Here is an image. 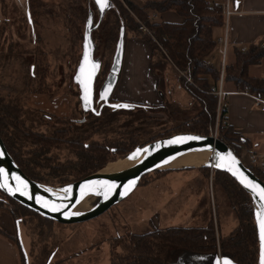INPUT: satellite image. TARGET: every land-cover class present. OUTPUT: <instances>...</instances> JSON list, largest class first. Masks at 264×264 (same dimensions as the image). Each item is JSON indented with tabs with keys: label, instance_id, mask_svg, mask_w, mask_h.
<instances>
[{
	"label": "trees",
	"instance_id": "16d2710c",
	"mask_svg": "<svg viewBox=\"0 0 264 264\" xmlns=\"http://www.w3.org/2000/svg\"><path fill=\"white\" fill-rule=\"evenodd\" d=\"M89 1L95 5L93 0ZM208 1H211V4H208ZM109 2L110 7L103 12L100 27L91 30L93 58L99 62L92 86L93 108L83 113L79 120L29 109L16 98L0 94V137L20 169L30 179L39 183L59 185L77 182L138 146L133 142L137 130L134 125L157 124L162 115L167 114L173 119L183 112L177 104L167 101L164 97L159 103L118 100L111 97L112 93L107 102L100 99V91L110 72L121 30L123 47L129 36L141 38L150 46V69L161 96L165 91V71L167 68L175 69L182 89L200 106V112L192 120L176 124L174 128L160 132L156 137L186 132L212 134L217 98L209 87L218 81L220 67H216L210 61V56L217 46L214 31L223 25L220 3L217 0H145L141 3L133 0H109ZM28 4V12L30 11L28 16L32 17L34 13L31 12L33 9L31 0H28ZM8 6V0H0L1 14L6 13ZM87 9L84 10V21L88 18ZM167 10L176 11L183 17V21L176 23L150 19L151 16ZM134 16L155 35L164 51L160 50L147 34L140 31L139 22ZM26 20L24 19V22ZM2 21L0 69L18 62L26 68V85H31L35 79L38 81L39 89L44 88L47 67L41 51L30 52L19 48L5 35L6 18ZM234 52V65H225L224 83H232L237 90L245 88L253 95H264V76L251 77L247 72L250 65L259 63L264 57V48L251 44L244 52L237 49ZM119 76L120 71L118 79ZM72 80V83L77 85L73 78ZM110 103H126L131 107L117 108ZM226 112L225 107L222 120L225 119ZM123 116L125 122L122 124ZM115 125L117 135L114 137L102 141L94 138L95 135L104 133ZM119 128L124 130V135L123 131L118 135ZM219 128L221 130L219 139L234 149L237 155V151L242 148L240 143L243 137L233 132L227 122L220 124ZM248 167L264 181V172L256 166ZM197 168L207 170L209 166ZM213 169L215 183L223 189L237 219L236 226L228 234L220 236L218 232L216 233L219 236L218 245L212 222L205 226H174L144 234H126L111 242L110 264H177L179 256L184 251L209 253L218 247L237 264H257L258 240L250 200L229 171ZM149 174L151 173L143 175L139 183ZM0 209H5L9 213L16 227V233L12 234L0 226V235L17 248L21 264H28L17 228L25 217H30L33 223L31 228L29 227L30 236H37L38 241L42 242L50 238L52 224L55 221L21 205L1 190ZM35 242V239L30 241L28 253L31 258L30 264H46L54 248L31 256Z\"/></svg>",
	"mask_w": 264,
	"mask_h": 264
},
{
	"label": "rangeland",
	"instance_id": "374dc122",
	"mask_svg": "<svg viewBox=\"0 0 264 264\" xmlns=\"http://www.w3.org/2000/svg\"><path fill=\"white\" fill-rule=\"evenodd\" d=\"M8 3L6 13L0 12V22L4 18L7 20L5 35L21 49L29 51L37 46L47 67V77L45 87L42 89H39L38 81L35 79L28 86L26 85V68L18 62H13L0 69V94L16 98L29 109L79 120L83 113L93 108V104L91 107L88 104L89 99L87 101L85 98L81 99L80 91L83 96L84 88L81 83L79 85V81L77 82L79 88L73 84L72 78L74 79L85 48L87 21H84V10L88 8V15L92 19V29H98L103 21L96 4L93 5L89 0H31L33 8L31 12L34 14L29 18L28 0H8ZM163 13L165 21L176 23L183 21V17L174 10ZM23 18L27 20L24 22ZM129 38L126 45L127 51L124 47L121 57L120 76H132V66H138L139 76L146 77L147 73H150L148 63H143L147 55V42L141 38L131 37L140 40L143 44L139 45L142 48L138 49L140 55L138 64L133 60L132 52L128 53ZM133 48L135 47L132 45ZM210 61L219 68V55L210 57ZM177 75L178 72L175 69L167 68L165 71L167 89L164 93L167 91L172 102L177 104L183 112L180 116H174L173 119L167 114L162 115L157 124L134 125L133 127L137 130L133 142L138 146L161 138L156 137L160 132L169 131L176 124L192 120L200 112V106L180 86ZM213 86L211 84L209 87L210 91ZM105 89L107 84L103 87L101 94ZM118 91L120 92L116 96L118 100L143 101L139 97H132V93H128L129 88L125 82L119 86ZM164 93L162 97H165ZM110 96L104 99L100 96V99L107 102ZM111 97L114 98L113 94ZM124 120L123 116L122 124ZM217 128L215 132L214 121L212 135L219 138L221 136L219 125ZM119 129L118 135H121L122 131L124 135V130ZM116 130L117 125L104 133L95 135L94 138L100 141L112 138L117 135ZM240 151H237L238 156ZM123 156V154L119 155L105 166L115 163ZM213 168L215 167L209 166L207 170L197 167L168 168L146 175L126 198L113 204L102 214L74 224L53 223L51 236L46 241L41 242L38 241L37 236H30L29 227L31 228L33 223L30 217H25L23 223L17 228V233L21 247L27 254V263L30 264L31 260L28 255L31 239L36 240L31 256L54 248L46 264H110L111 242L126 234H144L174 226H205L210 222L213 224L218 245L219 236L216 233L218 232L220 236L226 235V230L236 226L237 219L223 189L215 183ZM1 223H7L12 228V234L16 233L15 222L5 209H0ZM216 251L222 253L219 247ZM177 264H181V260L178 259Z\"/></svg>",
	"mask_w": 264,
	"mask_h": 264
},
{
	"label": "water",
	"instance_id": "95a60500",
	"mask_svg": "<svg viewBox=\"0 0 264 264\" xmlns=\"http://www.w3.org/2000/svg\"><path fill=\"white\" fill-rule=\"evenodd\" d=\"M97 6L99 16L102 17L103 12H101L99 6L96 3V0H93ZM110 3V2H109ZM91 19V16L88 15L86 22V32H85V42L86 39L91 40V30L93 26L89 29L88 21ZM92 21V19H91ZM123 39H122V30L120 33V38L117 44L116 52L113 58V62L110 68V72L105 79V82L101 88L105 84H107V88L110 86V91L108 92L107 97L111 94L114 86L118 80V73L120 71L121 66V57L123 54ZM90 58L93 62L99 64V62L93 58V42L91 40L90 45ZM85 53V48H84ZM84 53L80 60L79 65L77 66L76 73L74 75V81L78 82L76 77L80 75V66L84 62ZM97 72V70H96ZM96 74V73H95ZM95 77V75H94ZM93 77V79H94ZM93 79L92 85L93 86ZM109 79V80H107ZM80 85V82H78ZM93 91V89H92ZM100 91V96H101ZM80 97L83 100L85 94L82 96L80 91ZM83 97V98H82ZM88 104L92 107L93 104V93L91 92V96L89 98ZM112 106L114 105H127L126 103H110ZM131 107V106H130ZM201 137L199 140H186L182 143H169V141L174 140L177 137ZM156 150V152L140 157L128 160V162H124L122 164L116 166H105L87 176L82 178L77 182H70L59 185H47L39 183L35 180L30 179L16 164L12 156L7 151L2 138L0 137V169H4L7 174V180L0 177V183L7 184L8 187L0 188L2 192H4L9 197L13 198L15 201L19 202L21 205L29 208L30 210L40 214L45 218H49L55 222L62 224H74L83 221H87L92 219L103 212H105L110 206L113 204L123 200L126 198L138 185L141 177L148 173H153L156 171H161L168 168H173V166L179 164L186 157L199 153L205 152L209 155L216 156L217 153L222 155H226L227 153H232V155L239 162L237 167L240 172L243 173L245 177L254 182L255 184L264 187V181L257 177L254 172L246 165H244L239 157L234 153L231 147L222 141L221 139L215 137L214 135H201L194 133H177L170 135L168 137H162L150 143L136 146L132 151L127 154H130L134 150ZM126 154V155H127ZM201 166H213L211 164H204ZM200 167V166H199ZM217 168V167H215ZM224 169V168H219ZM227 170V169H224ZM228 171V170H227ZM232 177L236 180V182L241 186V188L246 192L250 205L252 208L254 224L256 228V235L258 240V260L257 264H262V251H264V241L261 239V229L260 223L257 218V213L261 211V204L264 203L260 201L258 195H256L251 189L247 188L238 176H234L231 172H229ZM13 176H18L21 180L27 182V191L29 195H23L21 192L15 191L17 186L19 185V181L12 179ZM112 179L111 184H114L116 187L109 192V195L105 202L98 203L95 201V196L97 194V185L99 181ZM132 182H135L134 184ZM85 185H95V191H87L86 194L82 195V189ZM72 186H76L77 190L74 192H70L68 194L60 193L57 194L53 192L57 188L65 187L71 188ZM37 198H41V202H38ZM50 201L55 205L60 206L59 211H52L51 207H44L43 201ZM73 213H80L79 215H73ZM185 252V251H184ZM189 253H195L197 255H207L211 257L212 261L210 264H223L225 258L231 261V264H237L233 262L228 254L221 253L215 250L209 253H201V252H192L187 251ZM180 258V257H179ZM178 258V259H179ZM50 259V258H49ZM48 262V260H47Z\"/></svg>",
	"mask_w": 264,
	"mask_h": 264
},
{
	"label": "crops",
	"instance_id": "0c3cea01",
	"mask_svg": "<svg viewBox=\"0 0 264 264\" xmlns=\"http://www.w3.org/2000/svg\"><path fill=\"white\" fill-rule=\"evenodd\" d=\"M133 1L141 3L145 0ZM217 1L219 3L222 2V0ZM231 9L233 13L228 17L227 22L223 16V25L216 28L214 31V38L216 39L217 46L215 52H213L210 57L212 58L215 54L219 55L220 69L222 56L220 53V46L217 43V39L220 37L226 36L229 44L225 58V65H234L235 49L244 52L251 44L264 48V0H232ZM164 16V13L156 14L153 15V18L154 21H165L163 20ZM156 18L158 20H156ZM166 18L170 19L168 16H166ZM129 39L130 42L128 43L130 47L127 46L128 53L131 51L134 58L133 60L139 64L140 55L138 54V49H141L142 47L139 45L143 44L138 39H132L131 37ZM126 45L127 41L125 44V51H127ZM132 45L135 48L132 49ZM146 45L147 55L145 62L143 63H148L150 73H147L148 75L146 77L143 75L141 78L139 73H137L139 70L138 66H132V76L124 77L121 75L118 79L116 87L112 91L115 99H118L116 96L120 93V90L118 91L119 86L125 82V85L129 88L128 93H132V97L141 98L143 100L142 103H159L162 101V96L159 94L156 87L155 76L150 69L151 48L147 43ZM247 72L251 77L264 76V57L259 63L250 65ZM166 81L165 77V89H167ZM218 82L219 79L213 85L217 86ZM223 88L226 91L225 103L227 112L225 119L227 124L231 126L233 132L243 137L242 143H240L242 149L245 148L250 152L257 154L259 163L264 164V111L260 109L254 99L255 95L249 93L245 88L237 90L234 88L232 83H224V79ZM164 96V99L172 102V99L167 94V91L164 93ZM0 226H2L9 233H12V228L7 223H1ZM231 230H226V234H228ZM179 257L181 264H210L212 261L211 257H208L207 255H197L187 251L183 252ZM0 264H21L17 248L1 235Z\"/></svg>",
	"mask_w": 264,
	"mask_h": 264
},
{
	"label": "snow or ice",
	"instance_id": "6c2138e0",
	"mask_svg": "<svg viewBox=\"0 0 264 264\" xmlns=\"http://www.w3.org/2000/svg\"><path fill=\"white\" fill-rule=\"evenodd\" d=\"M97 5L99 6L101 12H103L106 8L110 7L109 0H96ZM88 26L89 29L92 27V21L89 19L88 21ZM90 45H91V40L86 39L85 43V53H84V62L80 66V75L76 77V79L82 84L85 92V100L87 101L92 92V79L96 73V70L99 68V64L96 62H93L90 58ZM110 91V86L109 88L105 89V91L101 94V98L104 99L107 97L108 92ZM113 107L117 108H127L130 107V105H114ZM201 137H193V136H188V137H177L172 141H169V143H182L186 140H199ZM140 152V149L136 150V153H133L130 159L133 158L137 153ZM216 160L217 163L215 164V167L217 168H224L227 169L229 172H231L234 176H238L241 180V183H243L247 188L251 189L256 195H258L260 201L264 202V187H261L258 184H255L251 180H249L247 177L243 175L242 172L238 169V161L236 158L232 155V153H227L226 155H222L220 153L216 154ZM0 177H3V179L7 180V174L5 173L4 169H0ZM12 179H15L19 181V185L15 189V191L21 192L23 195H29L27 191V182L21 180L20 177L18 176H13ZM133 184L135 182H132ZM102 187L105 188L106 192H111L112 189H114L116 186L114 184H102ZM8 187L7 184L0 183V188ZM96 187L95 185H85L83 186L82 189V195L86 194L87 191H95ZM99 195L100 193L97 192ZM107 198V196H105ZM38 202H41V198H37ZM43 206L44 207H51L52 211H59L60 206L55 205L54 203L50 201H43ZM80 213H73V215H79ZM257 218L260 223V229H261V239L264 241V203L261 204V211L257 213ZM219 264V262H218ZM223 264H231V261L228 260L227 258L224 259ZM262 264H264V251H262Z\"/></svg>",
	"mask_w": 264,
	"mask_h": 264
},
{
	"label": "built area",
	"instance_id": "2783aa9c",
	"mask_svg": "<svg viewBox=\"0 0 264 264\" xmlns=\"http://www.w3.org/2000/svg\"><path fill=\"white\" fill-rule=\"evenodd\" d=\"M231 3H232V0H222V2L220 3L221 8H222V14L225 17L226 22H227L228 17L233 13L231 9ZM208 4H211V1H208ZM152 18L150 17L151 20ZM135 19L139 22L140 31L143 32L144 34H147L152 39V41L158 46V48L164 51L161 42L156 39L155 35L148 29V27L144 25V23L140 22L136 17ZM217 43L220 46V53L222 56V60H221L220 78H219L218 85L213 86L212 91H211L217 98V106H216V112H215V132H217L218 130L217 128L218 125L226 124V120L225 119L222 120L221 116H222V112L224 108L226 107V103H225L226 91L223 88V71H224L223 69L225 66V58H226V54H227V50L229 46L226 36L218 38ZM181 74H183V72H181ZM254 99L256 100L260 109L264 111V95H261V96L255 95ZM214 136L216 137V135ZM238 157L244 165L256 166L262 172H264V164L259 163L257 154L252 153L245 148L244 149L241 148L240 155Z\"/></svg>",
	"mask_w": 264,
	"mask_h": 264
},
{
	"label": "bare ground",
	"instance_id": "6f19581e",
	"mask_svg": "<svg viewBox=\"0 0 264 264\" xmlns=\"http://www.w3.org/2000/svg\"><path fill=\"white\" fill-rule=\"evenodd\" d=\"M157 150L158 149H156V150H146V149L140 150V152L137 153L131 159L140 158V157H144V156L150 155V154L156 152ZM133 153H136V150H134L130 154L124 155L123 157L117 159V161L115 163H111V165H109V164L108 165L112 167V166H116V165L122 164V163H124L126 161L128 162V160H131L129 157H131ZM215 157L212 156V155H209L208 153H205V152H199V153H196V154H193V155H190V156L186 157L179 164L173 166V168L183 169V168H190V167H199V166L204 165V164L215 165L217 163V160H216ZM111 181H112V179L98 182L97 192H99L100 194L99 195L96 194V196H95V201L96 202H98V203L105 202V200L107 199V198H105V196L108 197L109 192H106L105 188L102 187L101 185L105 184V183L106 184H111ZM76 190H77L76 186H72L71 188L60 187V188H57L56 190H54L53 192H55L57 194H60V193L61 194L62 193L68 194V193L74 192Z\"/></svg>",
	"mask_w": 264,
	"mask_h": 264
},
{
	"label": "flooded vegetation",
	"instance_id": "af4514ba",
	"mask_svg": "<svg viewBox=\"0 0 264 264\" xmlns=\"http://www.w3.org/2000/svg\"><path fill=\"white\" fill-rule=\"evenodd\" d=\"M30 18V17H29ZM24 50V49H23ZM35 50H37V46H36V48L34 49V50H29L30 52H33V51H35ZM25 51H28V50H25ZM33 67V65H31V67L30 68H32ZM33 69V68H32ZM31 69V70H32Z\"/></svg>",
	"mask_w": 264,
	"mask_h": 264
}]
</instances>
